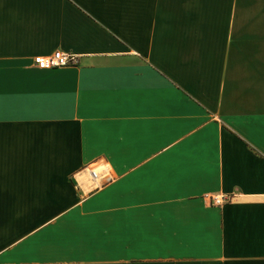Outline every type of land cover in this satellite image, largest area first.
<instances>
[{
  "label": "crops",
  "instance_id": "crops-1",
  "mask_svg": "<svg viewBox=\"0 0 264 264\" xmlns=\"http://www.w3.org/2000/svg\"><path fill=\"white\" fill-rule=\"evenodd\" d=\"M0 264H264V0H0Z\"/></svg>",
  "mask_w": 264,
  "mask_h": 264
},
{
  "label": "built area",
  "instance_id": "built-area-1",
  "mask_svg": "<svg viewBox=\"0 0 264 264\" xmlns=\"http://www.w3.org/2000/svg\"><path fill=\"white\" fill-rule=\"evenodd\" d=\"M32 62L34 66H36L39 69H54L64 66L76 65L77 59L76 56H74L73 54L55 50L47 56L33 57ZM86 172L89 176L90 181L95 185H100L102 184V182H108L110 180V176L107 174L106 170L98 174L91 168H87ZM225 199L226 198L223 197H214L212 198V202L215 205H219L222 202H224Z\"/></svg>",
  "mask_w": 264,
  "mask_h": 264
}]
</instances>
